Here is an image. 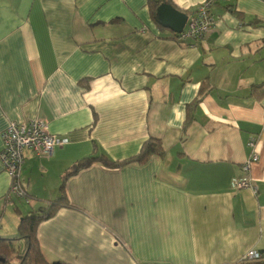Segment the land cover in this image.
Wrapping results in <instances>:
<instances>
[{
    "label": "crops",
    "instance_id": "crops-1",
    "mask_svg": "<svg viewBox=\"0 0 264 264\" xmlns=\"http://www.w3.org/2000/svg\"><path fill=\"white\" fill-rule=\"evenodd\" d=\"M170 1L191 16L203 0ZM211 13L215 26L192 42L158 28L146 0H0V133L41 120L68 140L48 156L24 152L28 202L9 197L0 163V238L16 239L22 217L58 199L75 163L121 162L154 138L163 158L95 163L66 180L69 206L36 229L47 262L239 264L250 251L264 255V93H251L264 85V0ZM250 141L256 195L231 185Z\"/></svg>",
    "mask_w": 264,
    "mask_h": 264
},
{
    "label": "built area",
    "instance_id": "built-area-1",
    "mask_svg": "<svg viewBox=\"0 0 264 264\" xmlns=\"http://www.w3.org/2000/svg\"><path fill=\"white\" fill-rule=\"evenodd\" d=\"M230 0H203L195 10V13L188 16L182 33L178 34L182 41L198 42L202 40L215 26L216 19L211 13L212 7L219 3H226ZM2 148L0 150V163L10 180L8 189L9 197L29 201L20 185V175L24 166V152L33 151L36 155H50L54 148L63 147L68 143L66 138H61L50 133L48 124L41 120H29L22 123L10 122L5 130L0 133ZM252 149L251 154L240 166L243 173L242 178L231 179L232 188L235 190L246 189L256 195L257 186L252 182L250 172L252 165L259 158L254 151V142H249ZM264 255L256 251L246 254L245 260L256 261L263 259Z\"/></svg>",
    "mask_w": 264,
    "mask_h": 264
},
{
    "label": "trees",
    "instance_id": "trees-1",
    "mask_svg": "<svg viewBox=\"0 0 264 264\" xmlns=\"http://www.w3.org/2000/svg\"><path fill=\"white\" fill-rule=\"evenodd\" d=\"M146 2L152 21L158 28L161 29L156 17L157 8L161 4H167L172 7L174 6L171 4L170 0H146ZM238 18L241 19L240 15ZM174 36V38H179V36L176 34ZM203 91V89L200 90L194 101L187 106L186 120L183 125L184 131L187 130L194 119L195 108L203 97ZM251 93L258 95H260V93L263 94L264 85L253 86ZM153 156L163 158L165 156V151L158 139L149 138L142 144L139 153L127 160L121 162H112L107 158L100 156L86 158L75 163L72 168L62 177L59 198L54 201H50L46 206L41 207L36 211H32L26 216L22 217L18 223V237L16 239L0 238V264H13L11 260H8L10 255H14L13 258H18L20 260L18 264H65L63 262H47L38 245L36 229L40 223L52 218L61 208L69 206L64 194L66 180L78 173L80 170L88 168L95 163L101 164L105 167L120 168L128 164L143 165ZM20 240H22L24 243L21 253L19 250L16 251L14 248V243H17ZM239 264H264V262L262 259L256 261H248L244 259Z\"/></svg>",
    "mask_w": 264,
    "mask_h": 264
},
{
    "label": "water",
    "instance_id": "water-1",
    "mask_svg": "<svg viewBox=\"0 0 264 264\" xmlns=\"http://www.w3.org/2000/svg\"><path fill=\"white\" fill-rule=\"evenodd\" d=\"M156 17L162 28L176 35L182 33L188 19L187 14L167 4H161L157 8Z\"/></svg>",
    "mask_w": 264,
    "mask_h": 264
},
{
    "label": "rangeland",
    "instance_id": "rangeland-1",
    "mask_svg": "<svg viewBox=\"0 0 264 264\" xmlns=\"http://www.w3.org/2000/svg\"><path fill=\"white\" fill-rule=\"evenodd\" d=\"M18 243H20V244H18ZM18 246L21 247L20 250H19V252L21 253L22 249L24 247V243H23L22 240L18 241L17 243H14V248H15L16 251H18ZM13 257H14V255H10L8 260L9 261L11 260V262L13 264H18L20 260L18 258H13Z\"/></svg>",
    "mask_w": 264,
    "mask_h": 264
}]
</instances>
